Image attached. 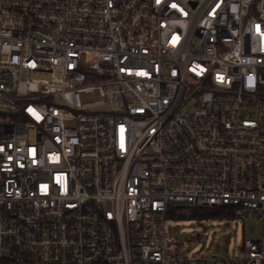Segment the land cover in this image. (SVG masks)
I'll return each instance as SVG.
<instances>
[{
  "label": "built area",
  "instance_id": "obj_1",
  "mask_svg": "<svg viewBox=\"0 0 264 264\" xmlns=\"http://www.w3.org/2000/svg\"><path fill=\"white\" fill-rule=\"evenodd\" d=\"M0 264H264V0H0Z\"/></svg>",
  "mask_w": 264,
  "mask_h": 264
},
{
  "label": "rangeland",
  "instance_id": "obj_2",
  "mask_svg": "<svg viewBox=\"0 0 264 264\" xmlns=\"http://www.w3.org/2000/svg\"><path fill=\"white\" fill-rule=\"evenodd\" d=\"M211 209V208H209ZM189 210V209H183ZM191 211V210H189ZM260 221L247 223L242 219L214 216L195 218L181 216L168 218L166 230L170 237H184L191 242V255L225 256L240 253L244 239L252 236L260 239L263 234Z\"/></svg>",
  "mask_w": 264,
  "mask_h": 264
},
{
  "label": "trees",
  "instance_id": "obj_3",
  "mask_svg": "<svg viewBox=\"0 0 264 264\" xmlns=\"http://www.w3.org/2000/svg\"><path fill=\"white\" fill-rule=\"evenodd\" d=\"M183 209L185 208H180L178 207V209H173V211L171 210L170 214L168 215V217L170 219H178L181 218V216H183L182 214H178V213H182ZM195 218H202V217H206L209 218V216H214L220 219H224L226 216L229 218H235L234 215L232 214V209L229 206H224L223 208H219V209H197V208H193L192 210V214L190 215Z\"/></svg>",
  "mask_w": 264,
  "mask_h": 264
}]
</instances>
